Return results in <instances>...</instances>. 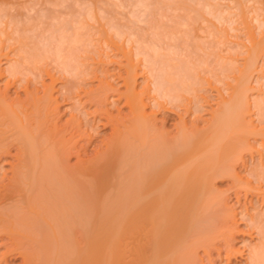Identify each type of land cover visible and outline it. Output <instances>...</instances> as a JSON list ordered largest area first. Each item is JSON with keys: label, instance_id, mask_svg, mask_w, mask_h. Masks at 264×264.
<instances>
[{"label": "bare ground", "instance_id": "obj_1", "mask_svg": "<svg viewBox=\"0 0 264 264\" xmlns=\"http://www.w3.org/2000/svg\"><path fill=\"white\" fill-rule=\"evenodd\" d=\"M228 1L0 0V264H198L200 248L210 262L213 251L241 255L213 181L231 178L236 198L264 191V160L245 177L235 168L259 145L248 137L259 130L251 108L264 112V88L250 95L264 80V0ZM234 30L242 40H231ZM222 42L243 46L242 66L219 52ZM210 90L217 105L200 126ZM119 102L126 112L112 110ZM248 220L259 242L244 264H264V217Z\"/></svg>", "mask_w": 264, "mask_h": 264}, {"label": "rangeland", "instance_id": "obj_2", "mask_svg": "<svg viewBox=\"0 0 264 264\" xmlns=\"http://www.w3.org/2000/svg\"><path fill=\"white\" fill-rule=\"evenodd\" d=\"M220 1V4L221 5H223V4H227L226 2H229L228 0L226 1H224V0H219ZM224 2V3H223ZM228 4H230V2L228 3ZM175 12H178L179 13V11H175ZM168 14H169V16H167V17H164V20H165V23L167 24V25H172V24H175V19H173L172 20V17L173 18H175V15H176V13H173V12H168ZM172 14H174V16H172ZM235 18H237V17H235ZM167 19V20H166ZM175 20V21H174ZM236 21H238V19H235ZM92 22V21H91ZM236 24H238L237 22H235ZM235 23H233V25H236ZM93 26L94 25H97V23L96 22H93V24H92ZM237 26H239V25H237ZM92 26H89V28H91ZM88 28V29H89ZM95 29H97V27L95 26ZM93 27H92V29L91 30H93L92 32L94 33H97V35H95V33H94V35L92 36V35H90L92 32H91V30L89 29L88 31H87V33H89V37L91 36L92 38V40L94 39H96V42L97 41H99L98 40V38H99V36H98V34L100 35V32L98 31L99 30V28L97 29V31L95 30ZM91 33H90V32ZM196 31V30H195ZM194 30H193V33H197V31L195 32ZM231 31V30H230ZM237 31V33H232L233 35V38L231 39V40H233V41H236V40H238L237 38H236V36L238 35V33H239V35H238V38L240 39V40H242V37L244 36L243 35V33H242V31H238V30H236ZM235 30H234V32H236ZM204 32H207V34H208V31H204ZM203 32V33H204ZM232 32V31H231ZM201 33L202 32H200V35H201ZM210 33H211V36L213 35V33L210 31ZM217 33V32H216ZM216 33H214V35H215V37H216ZM219 34V33H218ZM235 34V35H234ZM237 34V35H236ZM214 35H213V37H214ZM229 35H230V33H229ZM98 38H97V37ZM203 37H205V38H207V37H209V36H207L205 33L202 35ZM209 37L208 39H212L213 37ZM217 36H219V35H217ZM220 36H221V33H220ZM232 36H230V38L232 37ZM234 36H235V38H236V40H235V38H234ZM94 37V38H93ZM100 38H101V36H100ZM244 39V38H243ZM232 41V42H233ZM92 42H95V41H92ZM101 42H103V41H101ZM232 42H231V44H228V43H230V42H226L229 46H230V51H233V52H230L229 50H227V48H226V43H223V44H225V45H223L222 43L221 44H219L220 46H224V48L223 49H225V50H227L228 51V53H227V51L225 52L223 49H222V47H220V46H217V47H219V48H221L222 50V52L221 51H219L218 49V51L220 52V53H224V55H225V53H226V55L227 54H229V56L230 57H232V59L234 60V58L236 57H238L237 59H236V61H237V63H238V65L240 64L241 65V62H242V59H243V55L241 54V51L243 52L245 49L243 48V46H242V48H241V46L239 45H237L238 47L236 48L235 46L236 45H234V47L236 48V49H234V50H231L232 48H233V45H232ZM93 44H95V43H93ZM99 44H101L100 42H99ZM95 45H97V44H95ZM231 45H232V48H231ZM229 46H227V47H229ZM129 47V46H128ZM93 48H99L98 46L97 47H95V46H93ZM95 49H93V50H95ZM216 48H214V50H215ZM229 49V48H228ZM242 49V50H241ZM100 50V49H99ZM236 50H237V52L239 53V55H237L236 56V54H238L237 52H236ZM217 51V52H218ZM234 51H235V53H234ZM97 52H98V50H97ZM95 54H96V52H94ZM117 53H119V54H117ZM116 53V55H120V57H119V59L120 60H124L123 58H122V54H121V52H117ZM219 53V54H220ZM95 54H94V57H95ZM109 54H111V53H109ZM235 54V55H234ZM241 54V55H240ZM244 54V53H243ZM93 55V54H92ZM92 55H90L89 54V56H92ZM234 57H233V56ZM98 56L96 55V59H98L97 58ZM110 57V58H109ZM109 57H102V58H104V60H106L105 58H108V59H111V58H113L112 57V55H109ZM117 57V56H116ZM115 57V58H116ZM140 57V56H139ZM118 58V57H117ZM107 59V60H108ZM107 60H106V64H107V67L108 68H110V70H112L114 67H116L117 65L115 64V63H109V62H107ZM261 60V61H260ZM1 61H2V59H1ZM236 61H235V63H236ZM262 61H264V60H262V59H258V62L259 63H261ZM108 63H109V65H108ZM236 63V64H237ZM258 63V64H259ZM257 64V65H258ZM262 64H264V63H262ZM239 65V66H240ZM106 66V65H105ZM238 66V67H239ZM242 66V65H241ZM260 67V68H259ZM262 67H261V64H260V66H258V70H260ZM114 70V69H113ZM112 70V71H113ZM121 71L123 70V69H120ZM115 71V70H114ZM262 72H264V71H261V74H262V76L260 75V73L257 71L256 73L254 72L253 73V77H252V82H254V76H258V75H260L259 77L261 78L262 77V79H264V73H262ZM256 76V77H257ZM46 81H48V79H45ZM140 80V81H139ZM257 80V81H256ZM112 81H113V79H112ZM115 82H113V84L114 83H117L116 85H119V83H118V81H116V80H114ZM92 84V85H95L96 83H97V80H90V81H88V84H90V83ZM137 82H138V85L140 84V83H142L143 82V76H138L137 77ZM255 84H252L251 83V85L255 88L254 90H255V93H254V91H253V93H252V90H251V101H252V94H254L255 96H256V94H257V92H256V90H259V88L260 89H262V88H264V80H261V81H259V78L257 77V79H255ZM258 82H260V84H258ZM90 84V85H91ZM256 84H258V86L256 85ZM0 85H3V83L0 81ZM140 86V85H139ZM225 85H223L222 86V84H221V87H224ZM260 86V87H259ZM119 88H123L122 90H124V86L123 85H119ZM258 88V89H257ZM18 90V93L19 94H21V96H24V91L21 89V88H18L17 89ZM15 91H16V88H15V86L14 87H11L10 89H9V91H8V94L10 95V97H14L15 96ZM262 91H264V90H262ZM250 93V92H249ZM210 94H211V96H213V98L215 99H213L212 97H210L209 99H210V101H209V103H205L204 104V106H205V109H203L199 114L201 115V119H202V121L199 119V125L200 126H202L203 124H204V119H206V118H208V116H210V113H209V109H211L212 107L214 108V107H216V99H217V96L215 95V91L214 90H210ZM215 96V97H214ZM254 98V97H253ZM256 98V97H255ZM120 104H117L116 106H118L119 105V107H115V108H113L112 110L114 111V112H116L117 110V108H120L121 110H122V112H126L127 111V107H125V106H122V104H121V102H119ZM210 104V105H209ZM251 106H253V103H252V105ZM211 107V108H210ZM254 107V106H253ZM253 107L251 108L252 110L250 111L251 112V114L253 115V114H255V117H254V121H255V126H257L256 128L257 129H259L258 130V132H257V134H255V135H250V137L252 138H250V137H248V140L250 141L249 143H251V144H254V146L256 145V142L259 144H257L256 146H257V148H255V147H252L251 149L252 150H250L251 152L249 153V151L247 150L246 152H243V155H245L244 156V158L246 159H244L245 160V163L243 164V163H241V162H239L237 165H236V171L237 172H239V174H240V176H242V177H245V174H246V172H247V169L248 168H250L251 166H253L254 164H255V161H261V160H264V157H262V156H264V152H262V151H264V146H262V145H264V140H262V138H260V137H264V136H262V135H258V134H262V132H259V131H262V129H264V120H261V119H264V118H262V117H264V112H261V116L262 117H260L259 115L260 114H258L257 115V112L258 113H260V111H257L256 109V107H254V108H256V109H253ZM63 107H61V111L63 110L62 109ZM209 108V109H208ZM115 109V110H114ZM63 112V111H62ZM252 112H254V113H252ZM68 115V113H63L62 114V116H61V119H65L66 117H68L67 116ZM256 115H257V117H256ZM157 116H158V126H160L161 125V117H162V113H158L157 114ZM160 116V117H159ZM254 116V115H253ZM206 117V118H205ZM258 117H260V119L258 118ZM178 119V117H177V115L176 114H174V113H170L169 115H168V117H167V119H166V121H165V128H167L168 130H175V127H174V123H175V121ZM258 119H259V122H258ZM261 120V121H260ZM203 122V123H202ZM261 122H262V124H261ZM259 123V124H258ZM102 131H100L99 133V135L95 138V141L94 142H96V143H98V139H100V137L102 138V137H105L109 132H110V128L109 127H106V128H104V129H101ZM253 136H254V139H253ZM256 136V137H255ZM253 140V141H252ZM252 141V142H251ZM262 141V142H261ZM262 143V144H261ZM261 148V149H260ZM88 151V154L90 155V154H92L93 153V151H94V147H93V145L92 146H90L88 149H87ZM245 151V150H244ZM257 151V152H256ZM245 153V154H244ZM262 156H261V155ZM9 159H11V157H8ZM75 157H72L71 158V162H74L75 161ZM257 159V160H256ZM249 160H250V162H249ZM262 162H264V161H262ZM4 166V168L6 169V170H8V168H9V165L6 163V164H4L3 165ZM1 171V170H0ZM245 171V172H244ZM244 175V176H243ZM221 176H219V177H216L215 179H214V181H213V186L215 187V191H216V193L217 194H221L220 196L221 197H223V199H225L224 201L225 202H223L224 203V206H223V208H226V206H228V208H226V210L228 209L229 210V212H228V214H227V216L228 217H230L231 215L233 216L234 215V221H236V222H234V225H236L237 227L235 228V226H234V228L235 229H232V230H234V233H233V235H234V239L232 240V242H233V245H234V247L235 248H239V249H241L240 251L242 252L241 253V255H240V253H236L234 256H231L229 259L224 255V252H223V254H222V256H216L217 255V253H216V251H213L212 252V256H214L213 257V259H212V261L210 262L208 259H207V261H206V258H207V256L205 257L204 255V253H202L203 251H202V249L200 248V249H198V253H199V256L197 257V260H198V262L200 263V262H202V263H200V264H244L245 263V261H246V255H247V253H246V251L249 249V248H247L248 247V244H252V243H258L259 242V236L257 235V233H256V229H255V227L253 228L252 226H251V224H250V221L248 220V215H250V214H254V212L255 213H257V211H258V213H262V217H264V194H262V193H264V191H258V192H255V191H251L250 190V192L248 191V193H245L244 191H243V189H240V193H239V198L237 197L236 198V193H235V189H234V185L232 184L233 182H232V179L231 178H228V176L226 177V176H222V178H220ZM252 178V177H251ZM251 180H253V179H251ZM254 181H252V183H253ZM232 184V185H231ZM258 184V183H257ZM261 184L262 185H264V182H261ZM254 185H255V182H254ZM213 187V188H214ZM262 187H264V186H262ZM218 189V190H217ZM233 189V190H232ZM262 190H264V189H262ZM224 195H226L225 197H224ZM245 196V197H244ZM262 197V198H261ZM227 202V203H226ZM226 203V204H225ZM230 207H232V208H230ZM235 211H234V210ZM226 210H224V213L226 214ZM241 210V211H240ZM257 210V211H256ZM260 210V211H259ZM243 211V212H242ZM231 212V213H230ZM240 212H242L241 214H240ZM230 213V214H229ZM224 214V215H225ZM242 214H243V216H242ZM241 215V216H240ZM221 218V217H220ZM229 221L231 220V218H229L228 219ZM232 221V220H231ZM229 222V223H232V222ZM235 223H237V224H235ZM238 229V230H237ZM250 230H251V232H250ZM233 232V231H232ZM249 232V233H248ZM236 233V234H235ZM253 234H255V235H253ZM1 240V239H0ZM244 240H246L245 242H243ZM2 241V240H1ZM249 242V243H248ZM246 244V245H245ZM3 249H5V247L4 246H2V245H0V251H2ZM198 255V254H197ZM202 255V256H201ZM244 256V257H243ZM199 257H202V259L200 260L199 259ZM205 257V258H204ZM197 262V263H198ZM198 263V264H199ZM7 264H22V257L21 256H16V257H9V262L7 263Z\"/></svg>", "mask_w": 264, "mask_h": 264}]
</instances>
